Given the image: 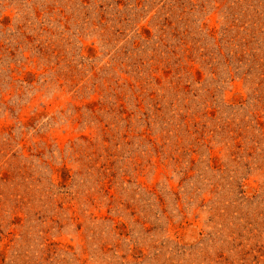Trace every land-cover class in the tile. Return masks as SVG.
Wrapping results in <instances>:
<instances>
[{
    "label": "rangeland",
    "instance_id": "1",
    "mask_svg": "<svg viewBox=\"0 0 264 264\" xmlns=\"http://www.w3.org/2000/svg\"><path fill=\"white\" fill-rule=\"evenodd\" d=\"M0 264H264V0H0Z\"/></svg>",
    "mask_w": 264,
    "mask_h": 264
}]
</instances>
